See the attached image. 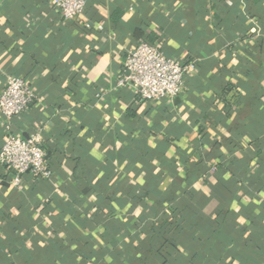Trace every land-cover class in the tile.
Instances as JSON below:
<instances>
[{"label": "crops", "instance_id": "0c3cea01", "mask_svg": "<svg viewBox=\"0 0 264 264\" xmlns=\"http://www.w3.org/2000/svg\"><path fill=\"white\" fill-rule=\"evenodd\" d=\"M140 42L197 61L177 96L115 88ZM10 76L38 97L0 148L41 132L52 175L0 164V264H264V0H0Z\"/></svg>", "mask_w": 264, "mask_h": 264}, {"label": "built area", "instance_id": "2783aa9c", "mask_svg": "<svg viewBox=\"0 0 264 264\" xmlns=\"http://www.w3.org/2000/svg\"><path fill=\"white\" fill-rule=\"evenodd\" d=\"M88 1L51 0L65 20L80 17ZM196 70V60H177L168 57L156 43L140 42L127 56L115 88L131 87L140 100L156 102L177 96ZM37 97L29 80L21 76H10L0 94V113L11 121L26 112ZM0 164L13 171V186H20L27 173L43 179H49L52 175L41 132L29 137L10 135L0 148Z\"/></svg>", "mask_w": 264, "mask_h": 264}, {"label": "trees", "instance_id": "16d2710c", "mask_svg": "<svg viewBox=\"0 0 264 264\" xmlns=\"http://www.w3.org/2000/svg\"><path fill=\"white\" fill-rule=\"evenodd\" d=\"M44 147V146H43ZM47 161H48V159H47ZM171 227H173V226H171ZM177 227V226H176ZM177 229H178V227H177ZM169 230H170V228H169ZM174 236V234L172 235V239H168V238H166V240H165V243H164V245H166V247H167V249H171V248H174V249H176L177 248V244H176V237H173ZM263 251V250H262ZM262 253V252H261ZM254 264H259L258 262H256V261H254L253 262Z\"/></svg>", "mask_w": 264, "mask_h": 264}, {"label": "water", "instance_id": "95a60500", "mask_svg": "<svg viewBox=\"0 0 264 264\" xmlns=\"http://www.w3.org/2000/svg\"><path fill=\"white\" fill-rule=\"evenodd\" d=\"M194 79L197 80V76Z\"/></svg>", "mask_w": 264, "mask_h": 264}]
</instances>
